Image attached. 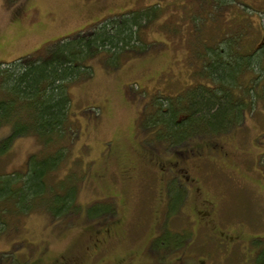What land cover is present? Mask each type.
<instances>
[{"label": "rangeland", "instance_id": "obj_1", "mask_svg": "<svg viewBox=\"0 0 264 264\" xmlns=\"http://www.w3.org/2000/svg\"><path fill=\"white\" fill-rule=\"evenodd\" d=\"M154 3L156 18L141 30L143 48L117 51L113 57L95 55L89 73L69 85L76 132L48 180L55 186L70 174L75 203L89 205L87 213L84 207L69 217L51 218L38 206L6 217L0 264H57L62 257L69 264H165L169 256L181 258L184 252L195 257L178 264H198L199 258L200 264L255 263L256 252L264 247L262 102L250 107L248 97L239 121L227 131L193 133L169 149L152 137L149 124L155 117L148 113L166 105L163 97H175L185 88V93L201 92L195 85H211L212 71L227 76L254 67L236 76V94L246 79H260L264 0H0V62L36 56L46 44L101 19ZM221 44L223 54L229 53L223 61L215 54ZM224 121L213 123L217 127ZM8 132L0 128V139ZM38 149L35 136L18 137L0 155V174L24 171ZM43 158L38 155L34 164L46 168ZM180 166L184 169L176 170ZM175 170L186 195L166 213V182ZM206 199L216 205L209 224L199 218ZM108 204L112 212L106 213ZM117 218H123L120 228L127 233L103 245V231ZM159 229L167 242L181 236L175 231H188L190 247H148ZM203 231L216 236L207 239L208 258L196 246L202 248Z\"/></svg>", "mask_w": 264, "mask_h": 264}, {"label": "trees", "instance_id": "obj_2", "mask_svg": "<svg viewBox=\"0 0 264 264\" xmlns=\"http://www.w3.org/2000/svg\"><path fill=\"white\" fill-rule=\"evenodd\" d=\"M157 6L154 3L108 16L70 37L49 43L48 47L46 44L41 54L0 62V128H9V132L0 139V155L9 149L15 139L26 134L35 136L39 143L38 151L30 155L24 171L0 174V231L7 223L6 217L38 206L44 207L51 218L69 217L84 207L87 213L89 205L80 208L75 203L70 174L55 186L48 180V174L57 169L76 132L74 121L70 118L69 85L89 73L90 61L95 55L103 53L113 57L118 52L143 48L141 30L156 18ZM219 48L215 54L222 60L229 53L223 54L222 44ZM231 59L229 57V61ZM3 64L6 66H1ZM206 66H202L203 72H206L203 68ZM249 66L242 69L255 70ZM241 70L227 76H222V71H212L208 74L211 85H195V89L203 88L201 92L187 91V95L185 88L175 97H163L166 105L163 108L156 106L154 113H148L155 117L149 124L154 128L152 137L162 140L167 148L169 144L186 141L193 133L227 131L239 121V113L242 116L248 97L250 107L255 101L262 102L264 106V73L260 79H246L239 94L232 91L233 87L240 89L235 80ZM243 100L245 105L242 108ZM171 110L173 113L169 116ZM215 119L225 121L216 127L213 123ZM164 129L166 132H161ZM38 155L44 157L46 168L34 164ZM262 160L264 157L260 159L264 166ZM178 183L174 178L168 181L166 187L169 211L174 210L185 196L184 186L181 184V188ZM109 212H112L110 204L106 213ZM185 232L178 231L181 235L175 239L178 243L188 242L189 233ZM196 246L198 248V243ZM254 262L264 264L263 246L256 252Z\"/></svg>", "mask_w": 264, "mask_h": 264}, {"label": "flooded vegetation", "instance_id": "obj_3", "mask_svg": "<svg viewBox=\"0 0 264 264\" xmlns=\"http://www.w3.org/2000/svg\"><path fill=\"white\" fill-rule=\"evenodd\" d=\"M204 159H207V160L210 161L209 158L204 157ZM168 169H171V168L169 167ZM183 169L184 168L181 167V166H180V168H176V170H179V171L183 170ZM176 170H175L173 175L170 174V176L167 179L166 185L168 184V181H171L174 178L176 179V177L178 176V172H179V171H176ZM180 184H182V183L180 182ZM184 188L186 190L185 186H184ZM185 195H186V193H185ZM183 200H184V198L182 199V202H183ZM167 201H168V199H167ZM203 206H204L205 210L200 213V215H199L200 217L199 218L201 220H203L204 224H209V223L214 222V219L212 218V215H213V213H216V205H215V203L213 201H211L210 199L209 200L206 199V200H204ZM166 209H167L166 210V213H167V211H168L167 203H166ZM166 215L167 214H165V217H166ZM122 224H123V218H121L120 220H119V218H117L115 221H113L111 223L109 229L103 231L104 232L103 234H105V237L103 239H101L100 243H102L103 245L108 243L110 245V244H112L114 242L120 241L123 238L124 233L125 232L127 233V231L125 229L122 231V228H120L122 226ZM119 230H121V231H119ZM175 233H178V231H175ZM213 237H216V236L213 235L212 233H208L206 231H203V233H202L201 241H203L204 243L202 244V248L199 245H198V247L201 249L202 254L205 255L206 258L209 257V250L206 249V242H208L207 239H213ZM223 237H225L224 238L225 241H226V239H229V237H226V236H223ZM175 239H176V237H175ZM175 239L172 240V241L169 240L167 242V239L164 238V236H163V229H161V230L159 229L148 240V247L151 246V245H154V247L158 246V247H162L163 249H165L164 246L168 245V247H166V248H169V246L172 245V249H174L173 251H175V248L178 249L179 245H182V244H185V248L186 249L190 247V243L186 242V240L183 241V243L182 242L178 243V241H176ZM104 248L105 247H103L102 249H104ZM222 248L223 247L219 248L220 251H222ZM181 255H182L181 258L180 257L169 256L167 258L168 262L164 261V263L165 264L166 263H168V264H178L179 262L184 263L186 258L191 257V256L195 257V255H193V254L191 255V253H188V252L181 253ZM199 259L200 260H198V264L202 263L201 258H199ZM68 262L69 261H68L67 257H62V260L59 259L57 261V264H69Z\"/></svg>", "mask_w": 264, "mask_h": 264}]
</instances>
